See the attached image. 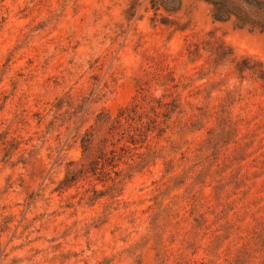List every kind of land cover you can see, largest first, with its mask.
Wrapping results in <instances>:
<instances>
[{"label": "rangeland", "instance_id": "374dc122", "mask_svg": "<svg viewBox=\"0 0 264 264\" xmlns=\"http://www.w3.org/2000/svg\"><path fill=\"white\" fill-rule=\"evenodd\" d=\"M133 5L137 11L129 20ZM212 9L206 0H181L174 10L152 0H0V264H158L153 241L145 240L154 197L176 184L169 182L171 174L164 175V160L135 172L128 169L130 153L119 151L123 156L114 163L127 178L120 200L114 201L110 194H94L95 187L106 190L113 184L108 176H100L105 179L100 181L99 175L78 172L88 161L81 135L88 129L93 133V156L102 146L139 147L141 142H127L128 134L120 139L124 129L116 128L118 115L127 110L130 124L138 127L141 116L154 117L153 106L177 94L172 86L181 80L192 84L182 92L185 99L199 98L195 105L206 104V80H196V72L211 55L203 51L193 61L189 49L210 34L238 55L264 59V30L238 27L234 16L215 20ZM261 85L250 93L244 85L245 100L236 107L238 141L226 150L233 172L241 164L242 173L248 171L242 189L251 188L247 195L234 196L242 198L235 210L224 212L230 213L233 230L217 237L215 230L223 221L211 214L200 230L192 228L191 219L168 227L163 243L169 251L161 264H230L247 244V264H264V241L253 239L264 222ZM98 114L104 120L97 122ZM188 117L175 113L161 137L158 130L150 132V145H170L180 135V120ZM214 124V116L204 118L202 127H191L180 148L169 152L167 161L184 164L176 168L177 183L185 178L182 169L190 166L181 158L183 152L193 157ZM10 141L19 147L5 156L4 143ZM241 144L246 145L247 158L238 163L232 158ZM70 172L77 179L63 184ZM185 186L173 193H183ZM211 192L207 186L205 193ZM187 215L182 211L180 217Z\"/></svg>", "mask_w": 264, "mask_h": 264}, {"label": "trees", "instance_id": "16d2710c", "mask_svg": "<svg viewBox=\"0 0 264 264\" xmlns=\"http://www.w3.org/2000/svg\"><path fill=\"white\" fill-rule=\"evenodd\" d=\"M213 6L212 17L215 20H227L232 16L235 17V23L238 27L248 26L251 29L264 30V0H206ZM154 5L162 6L169 9H177L180 6L181 0H152ZM138 5H133L131 20L137 11ZM141 19V18H138ZM165 24H177V29H185L187 27L178 25L175 21H162ZM210 52L211 60L200 66V69L196 72V80H206L204 91L208 93L206 97V104L195 105L194 100L200 102L201 99L196 98L193 100H187L183 96L182 92L190 87V82L177 81L172 87L177 89V94L169 101L160 100L157 106H153L151 112L152 118L143 117L139 118V126L133 127L130 124L131 114L127 110H123L118 115L119 124L117 129H124V135L120 138L123 139L125 134H128L129 139L127 142L131 144H138L132 150L122 145L113 147L107 150L104 146L98 150V154L93 156L91 153V144L93 139V133L91 130H87L81 135V146L88 161L83 164L78 172H88L92 175H99L97 179L104 181L100 176H108L113 184L106 190H99L95 187L94 194L100 193V196L110 194V197L114 201H119L124 191V183L127 176H124V169H118V163H114L115 160L121 158L119 151L124 154L130 153L129 160L131 163L128 169H135V172H140L145 168L156 164L158 160L163 159L166 165L165 174L170 175L169 182L173 181L176 184L171 188L167 186L165 191H160L155 197L154 213L150 219L149 233L145 240V244H148L151 240L152 249L155 250V259L158 264L164 262L167 257L168 248L163 243V234L166 232V228H177L181 221H190L193 229H202L209 221L208 216L214 215V218L222 220L223 223H218L216 228V236L220 237L221 233L229 232L235 226L232 218L229 217L228 212L235 210L237 201H241V197L234 196L239 193H247L251 188L247 190L242 189L247 185L248 171L242 173L244 166L241 164L238 167L237 172H233L232 164H228L232 160L226 155V150L231 143H237V137L240 133V119L236 118V107L245 100L243 87H249L247 92H251L256 88V85L261 83V87H264V59L255 54H242L238 55L235 50L227 44L224 40L214 35H209V39H205L193 44V47L189 49V55L191 60L197 61L202 56V52ZM218 75V79L212 81L210 77ZM175 79H171L173 82ZM237 81L238 83H235ZM167 84V83H164ZM217 91V94L213 97L209 96ZM249 92V93H250ZM208 98V99H207ZM188 105V106H187ZM195 105V106H194ZM64 105H58L60 109ZM71 106V105H70ZM73 107V106H72ZM194 107V108H193ZM161 111H157V110ZM194 111V113H192ZM177 113L179 116L189 115L185 121H180V135L177 139L170 141V145H150V132L158 130L157 136L161 137L166 133L169 125L168 122L172 116ZM77 116V115H75ZM208 116H214L215 124L209 131L208 137L197 149V153L191 156L185 155L183 152L182 159L184 162H189L188 169L185 167L182 169V173L185 175L184 180L177 183L180 179V173L176 168L183 166L174 165V158L167 161V157L171 152H175L180 148V143L183 138L188 134L191 127L200 125L202 120ZM163 117L161 120L160 118ZM144 118H148L144 121ZM104 117L102 114H98L96 121H102ZM183 121V122H182ZM161 124H165L162 126ZM170 124V122H169ZM126 125V126H124ZM202 127V125H200ZM127 128V129H126ZM92 129V126H91ZM112 129V128H111ZM125 130H128L126 132ZM5 156H8L12 148L17 149L13 142L4 143ZM146 144V145H145ZM169 146V147H168ZM246 145H240L234 151L237 153V157L232 159L241 163L247 158L245 154ZM144 148V150H142ZM119 149V150H118ZM170 152V153H169ZM177 152V151H176ZM245 156L243 157V155ZM112 173L116 177L112 178ZM132 175V174H131ZM77 179L75 172H70L62 183L72 184ZM191 181H188L190 180ZM202 183L203 188L199 189ZM206 183V184H205ZM186 184L183 193H173L178 188H181ZM211 186V195L205 193V188ZM160 190V188L158 189ZM165 193V194H164ZM173 195L171 197L170 194ZM164 195V196H163ZM211 196V198H210ZM167 198H170L167 201ZM207 205L206 211H202L204 206ZM228 210L227 214L224 212ZM188 213L184 218L180 217L181 212ZM235 214L237 211L234 212ZM206 228H208L206 226ZM233 230V229H232ZM207 232H205V235ZM253 239H259L264 241V222L261 223V227L255 232ZM172 244V243H171ZM251 245L247 244L242 247L236 257L230 264H247V255L250 254ZM185 257L182 255L181 259ZM211 260L209 263L212 264Z\"/></svg>", "mask_w": 264, "mask_h": 264}]
</instances>
